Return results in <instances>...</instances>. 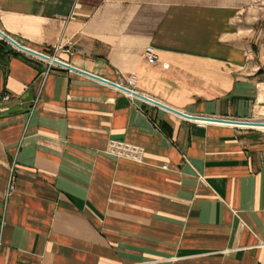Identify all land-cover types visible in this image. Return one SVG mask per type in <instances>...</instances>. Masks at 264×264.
<instances>
[{
    "label": "crops",
    "instance_id": "1",
    "mask_svg": "<svg viewBox=\"0 0 264 264\" xmlns=\"http://www.w3.org/2000/svg\"><path fill=\"white\" fill-rule=\"evenodd\" d=\"M258 1L0 0V29L109 81L136 75L181 112L255 120ZM0 264H264V129L182 117L1 40Z\"/></svg>",
    "mask_w": 264,
    "mask_h": 264
},
{
    "label": "water",
    "instance_id": "2",
    "mask_svg": "<svg viewBox=\"0 0 264 264\" xmlns=\"http://www.w3.org/2000/svg\"><path fill=\"white\" fill-rule=\"evenodd\" d=\"M0 36L2 38H4L5 40H7L9 43H11L13 46H15L17 49H19L21 51H24V52H27V53L32 54L34 56L43 58V59H45L47 61H50V62H52L54 64H58L60 66H63V67H66V68H69V69L84 73V74L89 75L91 77H94V78H96L98 80H101V81H103L105 83H108V84H111V85H113V86H115L117 88H120V89H122V90H124V91H126L128 93H131L134 96H137V97L142 98V99H144V100H146L148 102H151V103H153L155 105H158V106H161V107H163V108H165L167 110H170V111H172V112H174V113H176V114H178V115H180L182 117L191 118V119H202V120H206V121L228 122V123H233V124L242 125V126H264V122H260V121L235 120V119H218V118L200 117V116H193V115L187 114L185 112H181V111L176 110L174 108H171V107H169V106H167L165 104H162V103H160V102H158V101H156V100H154V99H152V98H150L148 96H144L142 94H139L136 91H132V90L126 88L125 86L121 85V84L109 81V80H107L105 78L93 75V74L88 73V72H85V71L80 70V69H78V68H76V67H74V66H72L70 64L62 62V61H60V60H58L56 58H53V57H50V56L45 55L43 53L37 52L35 50H32V49L20 44L18 41H16L14 38H12L8 34H6L1 29H0Z\"/></svg>",
    "mask_w": 264,
    "mask_h": 264
},
{
    "label": "built area",
    "instance_id": "3",
    "mask_svg": "<svg viewBox=\"0 0 264 264\" xmlns=\"http://www.w3.org/2000/svg\"><path fill=\"white\" fill-rule=\"evenodd\" d=\"M1 40H5V39L0 36V41ZM144 56L150 62L156 61L155 50L152 46H149L146 49ZM136 84H137V77H136V75H132L126 80V84L123 86L134 91ZM4 99L9 100L10 97L8 95H5ZM108 152H110L111 154H114L116 156L126 157V158H130V159H133L136 161H142L145 151L142 147H139L136 145L111 140L109 142ZM13 190H14V185H13V181H12L10 184V191H13Z\"/></svg>",
    "mask_w": 264,
    "mask_h": 264
},
{
    "label": "rangeland",
    "instance_id": "4",
    "mask_svg": "<svg viewBox=\"0 0 264 264\" xmlns=\"http://www.w3.org/2000/svg\"><path fill=\"white\" fill-rule=\"evenodd\" d=\"M258 4L260 7H264V0H259ZM251 26H254L253 30L248 35H246V38L249 40L248 54L251 56V60L258 62L264 67V10L261 9V14L258 21H256V24H251ZM261 93V100L263 101L260 103L259 108V116L261 118L250 121L260 120V122H264V84L261 87Z\"/></svg>",
    "mask_w": 264,
    "mask_h": 264
},
{
    "label": "bare ground",
    "instance_id": "5",
    "mask_svg": "<svg viewBox=\"0 0 264 264\" xmlns=\"http://www.w3.org/2000/svg\"><path fill=\"white\" fill-rule=\"evenodd\" d=\"M260 121V120H259ZM257 127H259L260 129H264V126H257Z\"/></svg>",
    "mask_w": 264,
    "mask_h": 264
}]
</instances>
